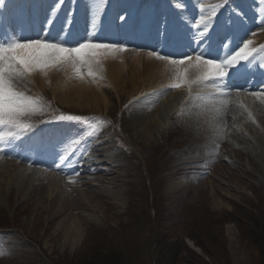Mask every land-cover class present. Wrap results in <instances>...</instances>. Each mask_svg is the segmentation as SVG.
<instances>
[{
	"label": "rangeland",
	"instance_id": "obj_1",
	"mask_svg": "<svg viewBox=\"0 0 264 264\" xmlns=\"http://www.w3.org/2000/svg\"><path fill=\"white\" fill-rule=\"evenodd\" d=\"M118 1L120 5L123 2ZM80 2L81 0H62L58 6H54L59 11L63 8L66 17L74 9V5ZM83 2L85 6L94 9L105 0ZM244 2L144 0L143 4L147 6L140 15L145 17L141 21L142 27L138 30V35L145 38L147 47L138 46L133 40L128 39L127 34L124 35V42H120L122 44H116L126 46L123 50L114 48L101 51L98 57L91 60L92 65L97 64L100 72L102 70L105 72L102 71L101 75L93 74L94 80L90 84L104 89L108 98L107 107L101 105L100 108L92 109L88 106H69L54 96L50 76L55 70L60 72L61 69L71 67L70 63L61 61L62 65L65 64L64 67L59 62L44 69L34 68L31 72L21 74L14 67L8 69L5 62V80L12 85L13 91L21 96L38 97L33 98L34 100L27 99L29 102L32 100L31 108L20 116L21 123L25 122L26 127L40 125L42 129L53 132L46 137L52 140L55 133H68L67 136L60 137L67 149L74 143L73 139L77 134L88 139L89 146H94L107 137L111 140L110 150L107 149L105 152L96 150L95 158L113 162L110 158L118 155V161L112 165L114 168L117 165L122 166L117 167L118 173L112 176L113 179L109 183L103 182L107 175L98 180L93 178V173L86 172L79 178L68 177L73 178V182L76 183L70 182V186L64 182L66 177L50 171L48 173L57 174L56 179L62 181L64 185L58 189L64 193L60 192L56 196L50 193L47 175L33 177L31 174L34 170L45 174L42 169L24 167L29 176L26 179L24 177L25 182L21 183L17 177L21 172L16 174V178L11 177L12 174L10 177L3 175L4 172H9L7 171L9 162L8 158H0V264H87L111 253L118 255L122 259V264H150L151 261V264H154L162 256V251L165 252L166 245L183 238L187 249L183 253L181 264H185L183 261L190 258L192 253H196L202 261L210 264H264V247L261 242L264 240V168L261 166V159L258 158L261 154L259 147L262 144L254 135V129H257L258 125L255 119H250V116H253L252 111L258 109L252 99H244L245 102L241 98L236 100L235 103L239 106L234 107L237 109L232 106L231 101L225 100L223 94L212 99L214 103L223 99L229 102L228 108L223 105L221 109H227L229 117L223 120L221 117L223 111H215L216 114L219 112L217 115L220 118L212 123L215 126H210L212 130L215 127L216 130H221L222 138L217 137L216 141L211 139L212 144L207 145V139L200 138L206 126L198 121L201 117L199 114L196 115V111L189 105L193 102L192 96L183 107L177 104L174 106L173 103L169 109L164 107V117L156 118L158 109L166 105L170 96L176 94L175 100L179 103L183 100L184 92L180 91V86L163 89L156 86L145 90L143 84L146 82L141 80L140 90L132 93L130 77L127 88L122 92L110 83L106 67L109 60L110 65L123 64L124 75L129 77L132 64H138L140 70L144 71L150 56L157 57L162 65L163 62L170 61L161 57H169L163 50L168 45L170 34L166 32L172 23L178 25L180 29L189 23L187 21L195 19L187 30L181 31L188 37L193 33L202 39V33L205 34L206 30L205 24H208L206 34L212 33L218 18L229 16L231 9L235 12L243 8H252L255 12L264 9V0ZM140 4L142 1L132 0L129 7L123 8L129 11L130 7ZM43 5L45 6V3ZM209 21L212 23L209 24ZM150 23H154L153 27ZM236 26L235 33L243 44L264 41V30L260 29L259 36L249 37L255 40L246 41L249 40L246 38L244 42L242 38L244 34L240 33L242 31L239 24ZM232 33L233 31H230V36ZM225 36L227 34L218 37L222 43L227 40ZM261 54L264 55V49ZM56 65L57 67H54ZM82 70L85 72L87 68ZM37 72L45 73L46 76L51 72L46 78V86L48 85L46 89L39 85V81L34 87L29 82L31 73ZM87 75L84 76L91 77L88 73ZM216 89L219 90V86L209 87L208 95L211 98L216 94ZM152 98L156 101L151 100ZM263 102L260 100L256 104L262 110ZM72 113L89 115L96 113L98 118L97 121L87 123L85 127L87 121L79 118L74 120L70 116ZM151 120L158 121L159 131L155 132V135H150L153 128H147ZM102 121H106V128L103 132L97 131L91 136L96 124ZM199 126H204V129ZM223 127H226V131ZM116 133L125 141L129 152L124 147L116 145ZM105 165L108 164L102 166ZM83 183L86 184L85 187L82 186ZM72 186L80 193L72 190ZM59 198L64 201L60 202ZM77 220L83 225L79 240L74 245L69 241L66 243L67 235L64 229L69 228ZM188 235L204 242L211 256H207L192 240L193 237Z\"/></svg>",
	"mask_w": 264,
	"mask_h": 264
},
{
	"label": "bare ground",
	"instance_id": "obj_2",
	"mask_svg": "<svg viewBox=\"0 0 264 264\" xmlns=\"http://www.w3.org/2000/svg\"><path fill=\"white\" fill-rule=\"evenodd\" d=\"M244 2V1H243ZM129 3L130 0L126 1V5L124 6L125 8L129 7ZM46 4V3H45ZM44 6V5H43ZM116 11V9H115ZM130 11V10H129ZM133 11L135 10H131L130 12H128L127 16L124 17L121 21L120 24H125L134 21V16H133ZM116 13V12H115ZM133 17V18H132ZM101 24V20L100 21H96L95 22V26ZM237 23H235L236 25ZM240 25V24H239ZM245 25V24H244ZM232 29L235 30V28L233 26H231ZM94 30V29H93ZM35 32H38V28L36 27ZM242 33V32H240ZM232 38L231 40H229L228 44L221 47L218 46L217 48H215V46H213L214 44H206V46L200 50L199 52H197L196 54H193L191 56H193V60L189 63L186 62L185 64L181 65L179 63H173V60L169 59L170 61H165L162 63V65H160L161 61L157 60V57H152L150 56L149 60L147 59V63L146 66L144 68V71H141L138 64L131 66V68L129 69L130 71V75L129 77H126L125 74V69H124V65L120 64L119 66L115 65L114 63H112V65H110L109 63L111 62L110 60L107 62L106 67L107 72L109 74L108 79L110 81V83L112 84V86L117 89V90H121L122 92L125 91V89L128 86V83L130 82V77H131V83H132V93H135L137 91L140 90V83L141 80L146 82L144 85L145 90H148L150 88H154L156 86L161 87V89L165 88V87H169V86H175L179 85L181 87L180 91L184 92V98L183 100L179 103L175 100V95L173 94L172 96H170L171 98H169L170 100H168L166 102V105H164L163 107L161 106L158 109V113L156 118H161L164 117V107L165 108H170L171 104L173 103L174 106L175 104L179 105V106H184L186 104V102L188 101L189 97L192 96L193 98V102L189 105H191V109L193 111H196V115H198L201 118H198L199 122L202 123V125L206 126L204 133L201 134L200 138H206L207 139V145H211L212 144V140L211 139H215L217 137H220V134H222L221 130H216L215 128H213V130L211 129L210 125L215 126L214 122H217L219 120V116L217 115L220 111H223V114L220 113V115L222 114V119L223 120H227L229 115H228V111L227 109L221 110L223 105H226V107L228 108V104L231 101V103H233V107L234 106H239L236 105L235 101L236 99L234 97H228L227 93H224L220 90L216 89V94H213L211 98L208 95V92H210L209 87H214V85L216 86H220V84L217 82V79H210V80H203L202 76L204 75V69L203 68H197L196 67V61H195V56L199 55V54H203V56L205 58H211V59H216V60H220V61H226V60H230L231 57L233 55H235V52L238 51L241 47H243V43L241 41V39L236 35L234 36L233 33L231 34ZM221 37V36H220ZM44 40V38L42 39ZM211 41V40H210ZM248 43V49L247 51L250 53L249 57L247 60L242 61V62H246L249 61L251 59H255V61L259 62L261 60V58L264 56H261L263 53V49H264V41L263 40H259V41H252V42H247ZM176 60H179V55H175V53H173ZM99 60V59H98ZM97 60V61H98ZM164 61V60H162ZM134 63V62H133ZM61 64V62H60ZM92 64V62H91ZM62 65V64H61ZM97 64L92 65V74L91 77H85L84 75H86L88 73V69L87 71L84 72V70H81L80 74H77L75 72V70L73 69V67H68V68H64V70H60V72H52V75L50 76L51 79V87L54 93V96L57 97L59 99V101H62L64 104L67 105H72V106H79V107H90L92 109H96V108H100L101 105L104 106H108V98L107 95L104 92V89L101 87H93V84L91 85L90 83H92V81L94 80V78L92 77L93 74L95 75H99L100 69L98 70V68L96 67ZM242 63L240 62V64H238V66H241ZM255 65H257V63H255ZM263 66H259L256 69V76L254 77L253 80V89L255 91H257L260 88V85L263 83V76H264V63L262 64ZM59 66V65H58ZM63 67L65 66V64L62 65ZM102 66V65H99ZM235 65H232L230 67H233ZM54 67H57L54 66ZM104 67V66H103ZM128 68V67H127ZM54 69V68H53ZM56 69V68H55ZM59 71V70H58ZM145 72L147 73V75H145ZM240 70H238V74H239ZM51 73V72H50ZM50 73L48 72L47 76L50 75ZM103 73H105L103 71ZM94 75V76H95ZM101 75V74H100ZM229 75V74H228ZM227 75V76H228ZM47 76L45 75V73L43 74L42 72H37V73H31L30 75V79L29 82L32 84V86L34 87V85L39 81V85H41L42 88L46 89L48 87V85L46 86V78ZM85 78H84V77ZM88 76V75H87ZM105 75H103L104 77ZM99 77V76H98ZM248 80H244L245 84ZM49 82V81H48ZM38 84V83H37ZM104 84V83H103ZM243 84L242 88H246V85ZM30 86V85H29ZM50 87V86H49ZM202 88V89H201ZM208 88V89H207ZM39 89V87H38ZM170 89V88H169ZM215 89V88H213ZM197 90V92H196ZM128 91V90H127ZM162 90H160V93ZM166 91V90H165ZM212 91V90H211ZM131 92V91H130ZM129 92V93H130ZM145 92V91H144ZM175 92V91H174ZM121 93V92H120ZM128 93V94H129ZM140 92H138L139 94ZM168 93V92H167ZM179 93V92H178ZM238 93L237 98H241V99H252V101L254 102L255 106L258 107V109H255V111H252L251 115L253 114V116H250V119H255L258 125V128L254 129V135L256 137V139L258 141L261 142V147H259L261 149V154L258 158L261 159V166L264 168V108L263 110L260 109L261 107H259V105L257 106V101L258 100H263L264 101V94L259 93V92H254V93H250L249 91H243L242 93ZM171 94V93H170ZM186 94V95H185ZM203 96L204 98H200V96ZM222 95L225 96V100H229V102L227 101H223L219 100V102L215 101L216 103L212 102V99H215L217 97V95ZM143 95V94H142ZM162 95V94H160ZM197 95V96H196ZM209 97H208V96ZM152 96V95H151ZM183 96V94H182ZM195 98H194V97ZM24 97L26 99L31 98L33 99L34 97L32 95H24ZM139 97V96H138ZM151 98V97H150ZM192 98L189 100V102H191ZM157 99V98H156ZM218 99V98H217ZM139 100V99H138ZM151 100H155V99H151ZM146 101V99H145ZM143 101V102H145ZM148 101V100H147ZM146 101V102H147ZM156 101V100H155ZM245 101V100H244ZM142 102V103H143ZM153 102V101H152ZM252 102V103H253ZM260 102V101H259ZM148 103V102H147ZM250 103V102H248ZM264 103V102H263ZM262 103V104H263ZM141 104V103H140ZM145 104V103H144ZM110 106V105H109ZM188 106V105H187ZM230 106V104H229ZM247 106V105H246ZM134 107V106H133ZM139 107V106H138ZM141 107V106H140ZM145 107V106H144ZM232 107V108H233ZM234 107V108H236ZM143 108V106H142ZM147 108V107H146ZM152 108V107H149ZM242 108V107H241ZM254 108V107H253ZM108 109V108H107ZM141 109V108H140ZM237 109V108H236ZM235 109V110H236ZM244 109V107L242 108ZM144 110V109H143ZM151 110V109H150ZM149 110V112H150ZM181 110V109H180ZM239 110V109H238ZM146 111V110H144ZM148 111V109H147ZM178 111V110H177ZM184 111V110H183ZM215 111H219L217 114L215 113ZM152 112V111H151ZM185 112V111H184ZM235 112V111H234ZM138 113V112H137ZM147 113V112H146ZM231 113V112H230ZM239 113V112H238ZM171 115V113H169ZM181 114V113H180ZM185 114V113H184ZM183 114V115H184ZM211 114V115H210ZM175 115V114H174ZM178 115V114H176ZM240 115V114H239ZM244 116H247L246 114H243ZM173 116V115H172ZM147 117V116H146ZM153 117V116H152ZM181 117V116H180ZM155 118V119H156ZM171 118V117H170ZM183 118V116H182ZM187 118V117H186ZM247 118V117H246ZM188 119V118H187ZM210 119V120H209ZM248 119V118H247ZM178 120V119H177ZM185 120V119H184ZM189 120V119H188ZM194 120V119H193ZM154 120H151L148 122V129L153 128V131L151 132L150 135H155L157 131H159V127H158V121L155 123L153 122ZM235 121V120H234ZM180 123V122H179ZM221 123V122H220ZM224 123V122H223ZM140 124V123H139ZM230 124V123H229ZM182 125V124H181ZM204 126H199L200 128H203ZM198 127V126H197ZM222 127V126H221ZM232 127V126H231ZM224 131H226V127ZM143 129V128H142ZM146 129V128H145ZM204 129V128H203ZM75 130V129H74ZM141 130V129H140ZM72 131V130H71ZM199 131V130H198ZM25 132L27 133H32V137L28 138L27 141L28 143L30 141H32L33 143L36 142H40V140L44 139L43 135H46L47 132L46 130L42 129V128H37V126L34 127H29L25 130ZM24 132V133H25ZM70 132V131H69ZM53 133V132H52ZM75 133V132H74ZM159 133V132H158ZM244 133V132H243ZM57 134V133H55ZM70 135H72L70 133ZM224 135V134H223ZM259 136V137H257ZM103 138L105 137L104 135L102 136ZM189 137V136H188ZM68 138V137H67ZM222 138V137H220ZM224 138V137H223ZM102 139V138H101ZM197 141V140H196ZM201 141V140H200ZM199 141V142H200ZM204 141V140H203ZM222 141V140H221ZM255 141V140H254ZM154 142V141H153ZM111 140L109 138L106 137V139L101 140L99 143L97 142L96 145L91 146L89 149V152H92L94 148L99 147V150L102 151H106L107 149L111 148ZM152 143V142H151ZM219 144V143H218ZM223 145V144H222ZM253 145V144H252ZM255 145V144H254ZM206 146V145H205ZM214 146V145H212ZM260 146V145H259ZM43 147L47 148V149H51L53 148V145H50V143L44 142L43 143ZM113 147V146H112ZM223 147V146H222ZM211 148V147H210ZM209 148V149H210ZM110 150V149H109ZM112 150V149H111ZM213 151V150H212ZM99 152V151H98ZM15 153V152H14ZM250 154V153H249ZM35 155H32V158ZM106 156V155H105ZM14 157L17 158H21L23 159L26 163L28 164H35V162H31L29 159L20 157L19 155H16V153L14 154ZM104 157V156H102ZM111 157V156H110ZM118 155L114 156L113 158H110L113 162H109V161H104V160H99L97 158L94 157H89V160L91 162V164L88 163V165H86L87 169H90V172L94 174V179L97 178L98 180L102 179L103 175H107V177L103 180V182H111L112 181V176L114 174H117L118 172L116 171L117 167L122 166L121 165H117V167L114 168V166L112 165L113 163H115V161L118 159ZM0 158H4V156H2L0 154ZM107 158V157H106ZM109 158V157H108ZM103 159V158H102ZM191 159V158H190ZM195 159V158H194ZM220 159V158H219ZM199 160V159H198ZM205 160V159H204ZM214 160V158H213ZM221 160V159H220ZM118 161V160H117ZM186 161V160H185ZM189 161V160H188ZM187 161V162H188ZM194 161V160H192ZM206 161V160H205ZM209 161V160H208ZM8 165H7V171H9L8 173H3V175H11V177H15L16 178V174H18V172H21V175L17 176L20 180L21 183L25 182V179L27 178V176H29V173L27 174L28 171L25 172V169H27V167L29 168L31 165L28 164H24L22 162H20V160L18 161V163H16L14 160H12L11 158H8ZM48 162H50V159H48ZM182 162V161H181ZM93 163V164H92ZM108 164L105 166H102L103 164ZM208 163V162H207ZM21 164V167H19V165ZM23 164V165H22ZM200 164V163H199ZM110 165H112L110 167ZM27 166V167H26ZM208 166V164H207ZM25 167V169H24ZM179 167V166H178ZM182 167V166H181ZM206 167V166H205ZM259 167V166H258ZM176 168V167H175ZM208 168V167H207ZM34 169V168H33ZM86 169V170H87ZM199 169V167H198ZM43 170V169H42ZM56 171V170H55ZM45 174L43 172H38L36 170L32 171L31 174L33 175V177H41L44 175H47V178L49 179V187H50V193H52L53 195L56 194L59 195V193L61 192V194H63L64 192L58 190L59 188H63L62 187V181H60L59 179H56L57 174H51L48 173L46 171H44ZM1 173V174H2ZM62 175V174H61ZM25 177V179H23ZM59 177V176H58ZM65 178V176H63ZM4 178V177H3ZM60 178V177H59ZM70 180L64 181L67 183V186H70ZM114 181V180H113ZM80 182V181H79ZM101 182V181H100ZM264 182V181H263ZM74 184H76L75 182H73ZM72 183V184H73ZM78 183V182H77ZM81 183V182H80ZM88 183V182H87ZM107 183V184H108ZM90 184V183H88ZM82 185V184H81ZM86 185L85 183H83L82 186ZM109 185V184H108ZM116 185V184H115ZM64 186V185H63ZM77 186V185H76ZM79 186V185H78ZM111 186V185H110ZM73 187V186H72ZM85 187V186H84ZM107 187V186H106ZM114 187V186H113ZM23 188V187H22ZM67 188V187H64ZM120 189V188H119ZM75 192L77 191L78 193H80L78 191L77 188L73 187V189ZM117 192V191H116ZM72 193V192H71ZM73 194V193H72ZM71 194V195H72ZM85 194V193H84ZM76 196V195H75ZM78 196H80V194H78ZM119 196V195H118ZM117 196V197H118ZM121 196V195H120ZM69 198V196H68ZM119 198V197H118ZM117 198V199H118ZM58 199V198H57ZM74 199V197H73ZM72 199V201H74ZM63 199L59 198V201L61 202ZM67 200V199H66ZM112 200V199H111ZM64 201V200H63ZM77 201V200H76ZM75 201V202H76ZM66 202V201H65ZM79 203V202H78ZM62 204V203H61ZM65 204V203H64ZM67 204V203H66ZM122 204V203H120ZM67 207V206H66ZM82 224L79 220L74 221L73 225H71L68 230L67 228H65L64 230H66V235H67V240L66 243L69 241L70 243H72L73 245L79 240V237L81 235V228H82Z\"/></svg>",
	"mask_w": 264,
	"mask_h": 264
},
{
	"label": "snow or ice",
	"instance_id": "obj_3",
	"mask_svg": "<svg viewBox=\"0 0 264 264\" xmlns=\"http://www.w3.org/2000/svg\"><path fill=\"white\" fill-rule=\"evenodd\" d=\"M208 23L210 24L212 21ZM205 29H208V24H205ZM125 47L112 43L90 41L82 42L76 47H66L63 44L41 39L0 45V125L12 124L23 128L24 126L19 123V118L31 108V103L13 91L12 85L5 80V62H7L8 69L14 67L23 74L31 72L34 68L44 69L51 64L65 61L72 65L77 74H80L83 68H87L88 74L91 75V60L98 57L101 51L114 48L123 50ZM247 49L248 43H244L243 47L236 51L230 60L226 61L205 58L203 54L196 55V67L204 69L203 80L224 78L228 75L230 66L238 65L248 59L250 53ZM192 60L193 56L187 55L179 60L173 59V63L183 65ZM176 86L179 87V85ZM0 140H3L2 135H0Z\"/></svg>",
	"mask_w": 264,
	"mask_h": 264
},
{
	"label": "trees",
	"instance_id": "obj_4",
	"mask_svg": "<svg viewBox=\"0 0 264 264\" xmlns=\"http://www.w3.org/2000/svg\"><path fill=\"white\" fill-rule=\"evenodd\" d=\"M189 237H193V236L190 235ZM192 240H194L197 246H199L201 249L204 250L207 256H211V252L208 250V246L204 242L198 241L194 237L192 238ZM261 242L264 247V240H262ZM186 249L187 246L184 238L180 239V241L176 243H171L169 245H166L165 252L162 251L161 253L162 256L159 257V259L155 261L154 264H181L182 256L183 253L186 252ZM191 255L192 256L190 258L188 259L185 258V260L183 261L185 264H210L202 261L201 260L202 258L198 256L196 253H192ZM196 259H198L201 262H196L197 261ZM87 264H122V259L118 257V255L111 253L102 257V259L100 260L95 259L91 262H87Z\"/></svg>",
	"mask_w": 264,
	"mask_h": 264
}]
</instances>
